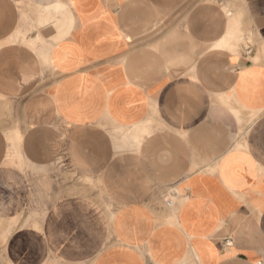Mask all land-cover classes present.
<instances>
[{"label": "crops", "instance_id": "1", "mask_svg": "<svg viewBox=\"0 0 264 264\" xmlns=\"http://www.w3.org/2000/svg\"><path fill=\"white\" fill-rule=\"evenodd\" d=\"M27 165L14 264H264V0H0L1 217Z\"/></svg>", "mask_w": 264, "mask_h": 264}, {"label": "rangeland", "instance_id": "2", "mask_svg": "<svg viewBox=\"0 0 264 264\" xmlns=\"http://www.w3.org/2000/svg\"><path fill=\"white\" fill-rule=\"evenodd\" d=\"M245 43H246L245 41L242 42L240 49L244 47ZM243 124L245 123H243L242 121L241 126ZM241 128H243V126ZM21 139H22V133L18 129H15L14 131L8 133L9 149L7 155V162L14 166H17L18 168L20 166H21L20 168L25 167V164L22 162L21 155L19 152ZM26 168L29 172L28 173L29 178L32 179L33 186L31 187H32L33 196H35V193L37 192L34 189L36 188L34 180L35 178H39L38 181L39 184L37 185V187L40 189L42 188L44 190L45 192L43 194L44 199L43 201H28L26 209L23 210L18 215H16V217L14 218L0 216V264H14L9 260L8 252H7L8 241L11 234L17 228H19V226L22 225L30 226L32 223H34V226H37L38 222L43 219L50 206L55 202L52 200L63 193H67L66 191L67 187L70 185V183H72V181L73 182L75 181L73 177L69 178L67 177V175L54 174V176H57L59 179L63 180V183L60 184V187L62 186L64 187V189L58 192V190L51 188L49 182L48 183L47 182L45 183L44 181L40 182L42 177L46 179L52 175L51 169L45 168L43 171L40 170L38 171V169L31 168L29 165H27ZM76 182L77 181H75V183ZM100 202L106 203L107 201H100ZM175 202H176L175 198L173 197L170 198L169 201H167V203L171 206Z\"/></svg>", "mask_w": 264, "mask_h": 264}, {"label": "built area", "instance_id": "3", "mask_svg": "<svg viewBox=\"0 0 264 264\" xmlns=\"http://www.w3.org/2000/svg\"><path fill=\"white\" fill-rule=\"evenodd\" d=\"M247 51H248V52H251V47H248V48H247Z\"/></svg>", "mask_w": 264, "mask_h": 264}, {"label": "bare ground", "instance_id": "4", "mask_svg": "<svg viewBox=\"0 0 264 264\" xmlns=\"http://www.w3.org/2000/svg\"><path fill=\"white\" fill-rule=\"evenodd\" d=\"M169 201V200H168Z\"/></svg>", "mask_w": 264, "mask_h": 264}]
</instances>
